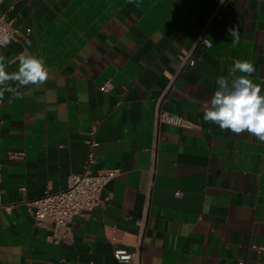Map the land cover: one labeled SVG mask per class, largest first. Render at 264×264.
I'll return each mask as SVG.
<instances>
[{
    "label": "crops",
    "instance_id": "1",
    "mask_svg": "<svg viewBox=\"0 0 264 264\" xmlns=\"http://www.w3.org/2000/svg\"><path fill=\"white\" fill-rule=\"evenodd\" d=\"M0 14L18 30L6 71L21 53L48 71L0 99V264H117L120 248L139 264H264V141L203 119L234 60L264 95V0H2ZM182 52L194 66L179 71ZM156 108L190 127L154 131ZM89 154L116 173L110 200L55 245L23 203L65 190Z\"/></svg>",
    "mask_w": 264,
    "mask_h": 264
},
{
    "label": "built area",
    "instance_id": "2",
    "mask_svg": "<svg viewBox=\"0 0 264 264\" xmlns=\"http://www.w3.org/2000/svg\"><path fill=\"white\" fill-rule=\"evenodd\" d=\"M2 0H0L1 3ZM29 33V30L26 31ZM18 37V30L13 27L12 21H7L3 14H0V45H4L8 40ZM195 43H202L205 48L210 47V42L203 38L202 34L195 38ZM180 70L184 67H193L194 60L191 58L190 52H182L178 55ZM110 88V83H104L100 88V92H106ZM154 131L160 124L170 125L174 127H190L189 122L183 118L161 111L156 108L152 118ZM95 128L92 127L90 135H93ZM91 145H94L90 141ZM93 163L92 155L89 154L87 166L83 173L72 174L67 179V187L65 190L57 193H49L44 191L37 199L23 204L37 224L45 225L50 232V240L53 244L69 243L72 238L71 227L75 219H83L87 213L96 206L106 205L110 197L104 195V187L111 181L116 173L111 170L92 172L88 166ZM6 211L10 210V206H3ZM139 243V238L136 239ZM258 254L264 255V247L253 246ZM113 258L117 264H139L136 252H129L124 248L113 251ZM238 264H244L238 262Z\"/></svg>",
    "mask_w": 264,
    "mask_h": 264
},
{
    "label": "clouds",
    "instance_id": "3",
    "mask_svg": "<svg viewBox=\"0 0 264 264\" xmlns=\"http://www.w3.org/2000/svg\"><path fill=\"white\" fill-rule=\"evenodd\" d=\"M232 43L240 40L238 29H228ZM17 60L18 69L6 71V57L0 55V99L5 92L19 94L18 89L30 85H42L48 78V71L42 60L21 53ZM254 65L248 60H234L231 79L219 77L217 89L205 104L203 119L219 126L221 131L229 130L234 134L249 133L260 141H264V95L261 86L249 77L255 72ZM10 82L15 83V87Z\"/></svg>",
    "mask_w": 264,
    "mask_h": 264
}]
</instances>
